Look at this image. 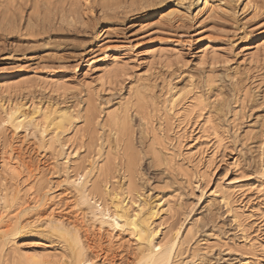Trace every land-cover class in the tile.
<instances>
[{
  "label": "rangeland",
  "instance_id": "rangeland-1",
  "mask_svg": "<svg viewBox=\"0 0 264 264\" xmlns=\"http://www.w3.org/2000/svg\"><path fill=\"white\" fill-rule=\"evenodd\" d=\"M252 1L257 9L248 0H0V75L21 73L36 80L29 89L0 93V161L11 152L21 165V189L32 192L5 218L6 225L0 221L3 230L13 232L3 241L5 254L12 252L13 237L24 241L35 233L42 252L58 260L62 251L70 256L58 233L40 223L27 226L48 214L44 210L53 196L61 204L55 207L56 218L64 216L66 224L82 230L95 264H137L141 250L129 230L106 226L98 231L89 209L77 205L73 182L79 174L92 173L89 187L107 180L124 201L126 187L133 186L139 204L134 199L132 210L146 208L144 218L153 207L157 216L151 229L155 224L164 233H180L190 245L182 241L175 264H264V192L258 191H264V46L259 53L254 48L264 42V0ZM170 8H178V18L155 24ZM200 39H210L218 55L214 63L201 59ZM148 45L167 49L170 62L147 59ZM105 48L117 51L127 73L102 85L97 70L84 68ZM53 78L69 86L55 92L49 85ZM181 93L180 108L202 99L204 114L194 116L200 124L208 122L209 132H218L221 145L212 143L213 133L196 142L177 126L167 110L170 99ZM10 110L36 123L48 112L74 118L56 138L49 128L45 133L15 129ZM113 111H128L126 137L111 132ZM162 135L172 154L178 153L175 138L183 135L181 157L165 161L156 140ZM51 137L55 149L46 145ZM101 167L106 171L99 177ZM3 173L0 165V198L11 199L14 183ZM16 225L20 229L14 236Z\"/></svg>",
  "mask_w": 264,
  "mask_h": 264
},
{
  "label": "bare ground",
  "instance_id": "bare-ground-1",
  "mask_svg": "<svg viewBox=\"0 0 264 264\" xmlns=\"http://www.w3.org/2000/svg\"><path fill=\"white\" fill-rule=\"evenodd\" d=\"M178 1H183V0H178ZM190 1H192V0H190ZM195 1H197V0H195ZM196 3H198V2H196ZM207 4H209V2L204 1V5H207ZM195 5H197V4H195ZM247 5H251L254 9H257L256 3L253 2L252 0H248ZM204 8H206V7H204ZM211 10H212V8H211ZM178 13H180L178 8H173V9L170 8L167 11H164L158 15L157 21H155V24H157V23L163 24L164 22L176 20ZM197 45H198V49H199V55H200L202 60H204V61L210 60V61H213V63H214L218 59L217 58L218 55L216 54L217 51H215V49L213 48L210 39H200L197 42ZM262 46H264V42H262L259 45L254 47L255 50L257 51V53H259L258 51H260V50H258V49H260ZM262 48H261V51H263ZM164 49L165 48H163V46L152 47V46L148 45L146 47L144 53H145V56L147 59L157 61L159 63H161V62H167L168 63L171 56H169L167 54V52L165 53V51L167 49L166 50H164ZM151 63H152V61H151ZM154 63H156V62H154ZM84 70L86 72H89L92 70H97L99 72L98 80L102 83V85L110 84L114 80L118 81V79L120 77H123L125 75V73H127L126 64H122L119 61V56L117 54V51L115 49H112V48H105V50L102 52L100 57H97L95 59H90L87 62ZM34 77L32 79L25 77L26 78L25 79L22 77L21 73L1 74L0 75V93H2V94L6 93V94L10 95L13 91H17V90L20 91L21 89H25V90L29 89L30 87L33 86V84L36 83V80H34L35 79ZM49 85L52 88V90L55 92L62 91V89L66 90L67 87L69 86L62 79H54V78L52 79V81L49 82ZM65 87H66V89H65ZM13 93H15V92H13ZM178 95L176 98H172V100L170 99V102H168L169 103V109L167 110V113L169 112L170 114H172V116H173L172 119L175 120V123L177 122V126L179 128L181 127V130H183L184 133H187V132L191 133L190 137H196V139H195L196 142L200 141L203 137L202 134L206 135V134H208V132L210 130V128L207 126V123H208L207 121L203 124H200L198 119H196V117L198 118V117L202 116V113L204 111V107H206L205 103L203 101H201L202 100L201 99L198 102H196V104L193 106H187L186 108H180V106L182 104L181 101L185 97V95L182 93L179 96ZM139 98L141 100H144L143 96H139ZM128 111L127 112H123V111H120V112L116 111L115 112V111H113L108 115V121H109V126L111 128V132H113V134L116 137H118V135H120V134L123 137H126L128 135V132H130V128H129V122L130 121H129V116H127V115H129ZM16 113L17 112H15L14 110H10L8 112V116L10 117V118L9 117L8 118L11 119L10 125H12L15 129H20L23 127H25V128L34 127V128L39 129V131L41 133H45L49 128V129L53 130L52 132L55 133V134H53V136H55L56 138L59 135L61 136V134L64 133L63 129L66 127V124L69 123L74 118V115L72 116L71 114H69L67 112H57V113L56 112H48L47 114H42V116L40 118L41 121L39 120V122L36 123V118H31V119L26 120V119L20 117L19 115L17 116ZM195 113H198V115H196V117L194 116ZM21 116H23V115H21ZM69 124H72V123H69ZM146 124H147V122H146ZM66 129H65V131H66ZM196 130H197V132H195ZM161 131H164V130H161ZM210 133L211 132H209V134ZM212 133L214 134V136H213L214 142L212 141V143H215V144L218 143L219 145H221L222 138L220 137L218 132H216L215 129H212ZM212 133H211V135H212ZM166 135H168V133H166ZM52 137L46 143V145H48L51 148H53L55 146V143H57V141H55V138H52ZM156 137H157L156 140L160 141V143H158V144L161 146L160 152L159 151H157V152L163 154L162 156H164V158L166 159L165 160L166 162L168 159H169L168 161L171 160L170 156H172L173 158H174V156L181 157V152H182L181 146H182L183 135H182V137L180 135V136H177L175 138V140L177 142L176 148H178V153L173 152V154L166 150L167 147L164 143L166 138L163 135L162 136H156ZM209 138H210V136H209ZM205 139H206V137H205ZM169 140L170 139L168 138V140H166V141H169ZM207 140H208V138H207ZM58 141H59V139H58ZM54 149H55V147H54ZM130 150L132 152L131 153L132 154V162H134V161H136L137 156H136V154L132 148ZM162 151H165V153H163ZM10 153H8V154L4 153L6 156H8V158L5 157L4 159H1V161H0V165H2V167H3L4 176L6 178H9L10 181L14 183L13 184L14 189L12 191H10V192H12L11 197H10L11 199H8V197H7L8 200L7 199L5 200L4 198H2V199L0 198L1 199L0 203H2L1 205L3 208V209H1L2 212H0V216H1L0 221L5 222L4 223L5 225L7 224L5 221V218L8 215L14 213L20 206L25 205L27 202V199L30 198L31 193H32L31 188H29V189L27 188L24 190L21 189V183H20V178H19V176H20L19 171L21 170V168H20L21 165L18 163L19 162L18 159H17L18 160L17 161L16 159L11 158ZM195 153H197V152H192V153L189 152V155L191 154L190 156H192V155L194 156ZM167 157H170V158H167ZM186 158H188V157H186ZM10 159H12V160H10ZM67 159H69V156L67 157ZM188 160L191 161L192 159L191 160L188 159ZM94 169H92V170H94ZM105 171H106V169L104 170V167H101L100 169H98L99 177L104 176ZM197 171H198V169H197ZM85 174L86 175H83V173L79 174L78 177L76 176L78 180H74V182H73V184H74L73 186H75V189L77 191V197H78L77 205H79L81 208L89 209V211H90L89 213H90V216L92 217L93 221L94 222L96 221L100 225V228L98 231H102V228H104L106 226L110 227V229H113L114 231L115 230H118V231L119 230H127V231L129 230L130 231L129 233L131 235H133V238H135L137 246L141 250L139 253V256H138L137 264H175V258L178 256L179 249H181L180 248L181 245L184 242L186 243V246L190 245V244H187V242L184 241L185 239L183 240L182 237H180L179 232L164 233L160 230H157L156 229L157 226L155 227V224H154V227L152 226V229L150 228L151 225L154 223L155 217L157 216V212H156L157 209L154 211L153 207H152V210L149 211L144 218L140 217V215L142 216V210H145L146 208L145 207H144L145 209H143V207L140 208V206H141L140 205L139 207L137 206V209H139V210H136V209H134L135 211L132 210L133 209L132 207H134V206H132V204L135 205L136 203L134 204V202H136L138 200V199L136 200V198H135V192L136 191L133 188V186H129V188L126 187L127 190H126V192H124L125 198L123 201L122 196H121L122 193H120L119 191H117L113 188L111 189V187L109 186L110 182L107 180L106 181L100 180V181L95 182V183L92 182V184H93L92 187H89L88 184L91 183V180H89V178H90L89 176H91L92 173L91 174L88 173V175H87V173H85ZM201 174H204V172ZM94 175H95V172H94ZM205 176H206V173L204 175H202L201 178H203ZM75 178H73V179H75ZM123 178H125V177H123ZM259 190H261V192H264V191H262V189L258 188V191ZM98 194H100V197L98 196ZM225 196H227V195H225ZM47 198H49V197H47ZM51 198L52 199H50V201L53 204L50 203L51 205H48L47 208L45 207L46 208L45 210L43 209L48 214L44 218L42 217V215L38 216L36 219H33L32 221H30L27 224V226L28 225L31 226L35 223H38V224L40 223L42 226H46L51 232H53V233L55 232L56 234L58 233L60 235L59 237L62 240V242L64 244L68 245V247L71 251L70 256L68 255L69 257H67L65 252L62 251V252H64V253L61 252L62 258H61V260H58L57 255L54 254L51 256L47 252H46L47 254L42 252V250L38 249V247H37V244H40V242L35 240V237L37 236L35 233L34 234L30 233V234L25 235L24 241L17 239L18 237L17 238L13 237V239H11L12 241L10 242V245H9V248L12 249V252L11 253L9 252L10 254H8L9 255L8 256L7 254H5V250H7L6 249L7 245L5 246L4 243H6V242H3V241H5L8 237L13 236V235H11L13 232L9 233L6 231V229L3 230V227H6V226H3L4 224H1V222H0V264H95L94 261L91 259L92 257H89L88 256L89 254H87L90 251V249H88V252H87V245H89V243L85 245V243H84L85 240L83 241V238L81 235L82 230L80 231V229H78L74 225L66 224L64 222V220H62L64 216H60L62 219L56 218L57 214L54 213V211L56 212L55 207L58 206L60 203L55 201L56 197L51 196ZM134 199L136 201H134ZM226 199L227 198H224L223 201L228 206L229 203H228V200H226ZM124 202H125V206H123ZM48 203H49V201H48ZM138 204H139V200H138ZM167 205H168V203H167ZM169 205H170V203H169ZM169 205H168V208L170 210L171 208ZM32 209H35V207ZM158 209H160V208L158 207ZM160 210H163V209H160ZM44 211H43V213H44ZM8 225H9V223H8ZM117 225H119V227H117ZM156 225H159V224H156ZM16 227H17V225H16ZM24 227H26V226H23V228ZM159 228H161V227H159ZM19 229H20V227L16 228V230L14 232L15 233L14 236H16L17 231ZM34 235H36V236H34ZM182 241H183V243H182ZM180 256H181V254H180Z\"/></svg>",
  "mask_w": 264,
  "mask_h": 264
},
{
  "label": "snow or ice",
  "instance_id": "snow-or-ice-1",
  "mask_svg": "<svg viewBox=\"0 0 264 264\" xmlns=\"http://www.w3.org/2000/svg\"><path fill=\"white\" fill-rule=\"evenodd\" d=\"M130 78V77H129ZM117 227H119V225H117ZM39 259V258H38Z\"/></svg>",
  "mask_w": 264,
  "mask_h": 264
}]
</instances>
